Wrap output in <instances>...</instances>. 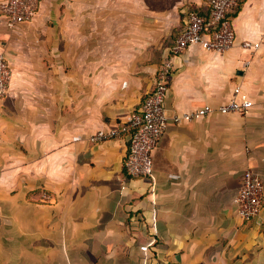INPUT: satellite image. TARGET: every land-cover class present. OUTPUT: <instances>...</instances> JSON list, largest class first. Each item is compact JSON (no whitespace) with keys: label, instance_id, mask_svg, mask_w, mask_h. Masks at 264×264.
Listing matches in <instances>:
<instances>
[{"label":"crops","instance_id":"crops-1","mask_svg":"<svg viewBox=\"0 0 264 264\" xmlns=\"http://www.w3.org/2000/svg\"><path fill=\"white\" fill-rule=\"evenodd\" d=\"M205 0H42L30 23L0 19L10 68L0 100V264H264V212L232 204L246 170L264 184V0L231 14L232 48L173 55L186 11ZM247 42L249 46L243 44ZM173 73L169 118L233 97L246 115L170 121L153 176L133 178L129 138L93 143Z\"/></svg>","mask_w":264,"mask_h":264},{"label":"built area","instance_id":"built-area-1","mask_svg":"<svg viewBox=\"0 0 264 264\" xmlns=\"http://www.w3.org/2000/svg\"><path fill=\"white\" fill-rule=\"evenodd\" d=\"M210 8V19L188 9L185 29L170 49L173 55H179L191 46L199 45L207 52H223L232 48L236 36L228 14L237 6L239 0H205ZM40 0H0V19L5 26L14 30L20 25L30 23L36 17ZM249 46L247 42L243 44ZM171 61L164 62L158 71L154 91L137 109H133L125 122L116 127L100 129L89 138L93 143H103L129 138V151L124 162L125 170L133 178H151L153 176L152 155L156 150L167 124H186L204 119L214 113L222 115H246L252 108V102L240 98L241 87L234 89L233 97L215 108L210 105L197 108L192 112L175 115L166 113L165 100L169 91L173 73ZM11 72L3 55H0V99L8 94ZM235 212L242 222L259 218L264 212V184L262 178L252 170L244 173L243 184L233 198Z\"/></svg>","mask_w":264,"mask_h":264},{"label":"trees","instance_id":"trees-1","mask_svg":"<svg viewBox=\"0 0 264 264\" xmlns=\"http://www.w3.org/2000/svg\"><path fill=\"white\" fill-rule=\"evenodd\" d=\"M242 2H243V0H239L237 6H236V7H235V8H234V9L228 14V19H231L230 17H231V14H232L233 12H235V14H236L237 11H239ZM191 10L194 11V12H196L198 15L203 16V17L206 18L207 20L210 19V8H209V7H205L204 14L199 13L198 11H196V10H194V9H191ZM184 29H185V26H183V28H182V29L180 30V32L178 33L177 38H178V36L184 31ZM177 38H176V39H177ZM126 172H127V171H126ZM252 221H253V220H252Z\"/></svg>","mask_w":264,"mask_h":264},{"label":"rangeland","instance_id":"rangeland-1","mask_svg":"<svg viewBox=\"0 0 264 264\" xmlns=\"http://www.w3.org/2000/svg\"><path fill=\"white\" fill-rule=\"evenodd\" d=\"M41 1H42V0H40V4H41ZM39 7H40V5H39ZM0 100H2V99H0Z\"/></svg>","mask_w":264,"mask_h":264}]
</instances>
